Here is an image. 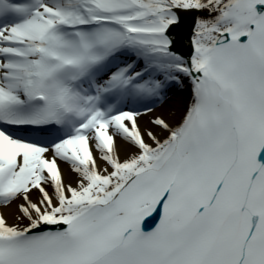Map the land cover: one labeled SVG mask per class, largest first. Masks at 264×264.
I'll return each mask as SVG.
<instances>
[{
    "label": "snow or ice",
    "instance_id": "snow-or-ice-1",
    "mask_svg": "<svg viewBox=\"0 0 264 264\" xmlns=\"http://www.w3.org/2000/svg\"><path fill=\"white\" fill-rule=\"evenodd\" d=\"M0 264H264V0H0Z\"/></svg>",
    "mask_w": 264,
    "mask_h": 264
},
{
    "label": "bare ground",
    "instance_id": "bare-ground-1",
    "mask_svg": "<svg viewBox=\"0 0 264 264\" xmlns=\"http://www.w3.org/2000/svg\"><path fill=\"white\" fill-rule=\"evenodd\" d=\"M67 174V173H66Z\"/></svg>",
    "mask_w": 264,
    "mask_h": 264
}]
</instances>
